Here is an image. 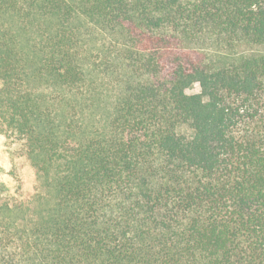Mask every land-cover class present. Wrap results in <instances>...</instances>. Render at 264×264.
<instances>
[{
	"label": "trees",
	"instance_id": "trees-1",
	"mask_svg": "<svg viewBox=\"0 0 264 264\" xmlns=\"http://www.w3.org/2000/svg\"><path fill=\"white\" fill-rule=\"evenodd\" d=\"M2 133L0 264H264V0H0Z\"/></svg>",
	"mask_w": 264,
	"mask_h": 264
},
{
	"label": "rangeland",
	"instance_id": "rangeland-1",
	"mask_svg": "<svg viewBox=\"0 0 264 264\" xmlns=\"http://www.w3.org/2000/svg\"><path fill=\"white\" fill-rule=\"evenodd\" d=\"M198 91H200L199 85L188 90L189 93ZM15 146L13 137H9L5 133L0 134V170L4 171L3 178L9 181L11 186L15 185L17 177L28 179L31 170L27 158L15 154Z\"/></svg>",
	"mask_w": 264,
	"mask_h": 264
}]
</instances>
